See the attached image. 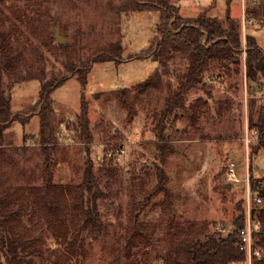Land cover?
Here are the masks:
<instances>
[{
  "label": "rangeland",
  "instance_id": "rangeland-1",
  "mask_svg": "<svg viewBox=\"0 0 264 264\" xmlns=\"http://www.w3.org/2000/svg\"><path fill=\"white\" fill-rule=\"evenodd\" d=\"M7 1L14 5L15 14L20 8L40 4L42 20L36 21L35 34L24 31V60L10 79L4 76L2 90L11 97L12 111L19 118L6 130L4 145L0 146V195L7 194L15 206L30 212L33 198L28 192L44 182L40 107L36 106L39 79L43 78L68 79L53 92L52 111L46 116L48 133L52 135L55 130L49 145L53 182L80 184L87 160H91L104 194L97 204L107 230L98 236L83 230L76 242L82 247L75 254L70 252L73 227L60 242L43 230L40 235L45 256L37 258L36 264H160L175 240L196 235L205 240L207 234L226 237L241 213L239 205L242 209L245 206L249 187L253 194V183L262 181L264 185V149H250L257 145V137L249 128V117L256 121L264 113V78L247 79L244 64L206 72L204 80L183 97L184 107L176 105L165 115L168 101L175 100L177 76L186 72L187 61L178 52L160 62L146 57L155 45L162 8L132 10L129 5L136 0ZM167 2L179 7L180 15L188 19L203 13L224 19L229 5L231 16L242 24L243 35H254L264 51L263 21L246 20L245 12L252 2ZM15 14L0 1V36L17 22ZM56 28L65 38L62 49ZM111 44L122 45L119 57L111 53ZM55 52L60 53L58 61ZM104 52L116 59L93 64L83 88L77 79L83 66H89L84 62L100 59ZM149 78H156V82L141 87ZM125 87L133 91L123 103L117 90ZM82 94L88 100L89 141L75 133ZM161 128L164 140L156 136ZM162 145L166 146L164 162L157 158ZM120 146L126 153L113 169L107 168L106 153ZM230 160L236 164L238 182L227 179ZM154 163L161 166L165 185L173 194L170 209L163 206V193L152 195L157 192L158 180L148 168ZM226 184L231 188H225ZM138 186L141 198L146 195L149 202L134 227L136 218L129 209ZM24 220L30 224L28 217ZM40 225L44 226L43 222Z\"/></svg>",
  "mask_w": 264,
  "mask_h": 264
},
{
  "label": "trees",
  "instance_id": "trees-1",
  "mask_svg": "<svg viewBox=\"0 0 264 264\" xmlns=\"http://www.w3.org/2000/svg\"><path fill=\"white\" fill-rule=\"evenodd\" d=\"M10 8L12 13L14 5L7 0H0ZM136 0L130 4L132 10H151L163 9V14L156 23V36L154 48L151 54L146 55L155 62L173 52H178L186 59V72L178 75V90L175 92V100L168 101V107L165 115L171 113L177 105L184 107V96L188 91L204 80L206 72H213L215 69H223L230 65L244 64L245 75L249 80H258L259 77L264 78V51L259 46L254 35L242 33V24L234 19L230 13L228 5L224 19L216 17H208L206 13L199 15L195 19L184 18L180 15L179 7L168 4L167 0ZM252 2L246 9V20L249 23L260 21L264 24V0ZM26 6L23 10L18 9L11 28L7 33L0 36V146L4 145L5 132L9 129L13 122L18 120L12 111L11 97L2 90L4 85V76L10 79L17 69V66L23 59L21 52L23 42V33L30 30L35 34L37 30V22H41L39 17L40 4ZM16 7V6H15ZM17 8V7H16ZM28 9H31L28 11ZM3 18H7L4 13ZM11 15V14H10ZM175 22L170 25V21ZM170 26H173L170 28ZM264 26V25H263ZM34 34L32 36H34ZM25 41L29 40L27 37ZM58 41V40H57ZM59 48H64V43L59 44ZM112 45V44H111ZM121 44L112 45L111 53L116 57L121 55ZM245 48V51H244ZM106 53V52H104ZM106 53L100 59H89L84 62L89 66H83L78 74V81L83 88L88 83V75L95 63H106L115 60L113 56H107ZM56 61L60 60V53H53ZM68 79H39L41 88L36 102V106L40 107V139L41 151L44 154L43 162V179L44 182L40 188H33L28 192L33 198V206L30 212L22 207L15 206L11 198L7 194L0 195V264H36L39 257L45 256L43 247V239L41 233L43 230L50 231L58 242L67 238L71 227L74 228V241L70 243V252L76 253L79 245L76 242L83 230L88 231L93 236H98L107 230V226L103 223L100 216L97 201L104 197L100 189V179L93 161L87 160L84 178L78 185H61L53 182V158L51 156V136L48 133L47 114L52 111L53 98L52 94L55 89L64 84ZM156 78H149L145 83L140 84L141 87L153 85ZM122 97L123 103L133 91L132 88H120L117 90ZM81 109L78 116V129H75L76 135L86 141H89L91 135L88 131V100L82 94ZM164 115V116H165ZM26 120V119H24ZM249 128L254 131L257 137V145L250 146L253 152H259L264 149V113L261 112L256 121L252 116L249 117ZM163 128L156 130V136L161 140L163 137ZM161 156H158L162 162L166 146H159ZM107 168L113 169L115 166L113 161L105 158ZM148 169H152L157 174L158 186L157 193H163L165 199L162 201L166 209L172 206V196L170 189L166 187V176L159 164L149 165ZM262 181L252 184L253 193L264 197V185ZM136 190H140V187ZM135 190V191H136ZM149 202L148 196L141 198V191L134 193L129 209L130 215L135 219L134 227L139 223L138 217L142 210ZM245 205V204H244ZM240 215L236 217L234 229L228 233L226 237H217L214 234H207L203 240L200 236H188L180 240H175L174 247L166 254L163 264H230L236 260H243L245 254L237 249L236 243L239 230L245 225V206L242 209L239 205ZM253 213L256 217L264 220V209L254 206ZM24 217H28L30 224L25 222ZM43 222V225H40ZM135 230V229H133ZM132 236H130L131 238ZM130 243V242H129ZM261 245L264 247V236H262ZM81 250V249H80ZM58 253L52 252V254ZM253 264H264V260H255Z\"/></svg>",
  "mask_w": 264,
  "mask_h": 264
},
{
  "label": "built area",
  "instance_id": "built-area-1",
  "mask_svg": "<svg viewBox=\"0 0 264 264\" xmlns=\"http://www.w3.org/2000/svg\"><path fill=\"white\" fill-rule=\"evenodd\" d=\"M256 2L257 0H243ZM247 144L249 143L246 138ZM126 153L124 146L112 148L106 153V160L116 163ZM227 179L231 182H238L236 175V164L230 160L227 167ZM248 187L250 186V179H247ZM254 206L264 209V197L259 194H252L250 187L245 198V225L239 230L237 239V249L245 254L243 260H236L230 264H253L255 260H264V247L261 245L262 236H264V220L256 217L253 213ZM219 230H223L220 226ZM160 264H163L162 262Z\"/></svg>",
  "mask_w": 264,
  "mask_h": 264
},
{
  "label": "water",
  "instance_id": "water-1",
  "mask_svg": "<svg viewBox=\"0 0 264 264\" xmlns=\"http://www.w3.org/2000/svg\"><path fill=\"white\" fill-rule=\"evenodd\" d=\"M56 38L61 43L65 42V38L59 35V28H56ZM224 187L229 189V188H231V185L230 184H226Z\"/></svg>",
  "mask_w": 264,
  "mask_h": 264
}]
</instances>
